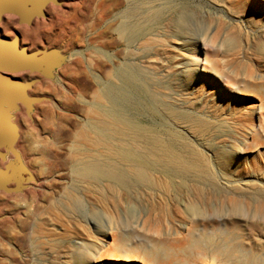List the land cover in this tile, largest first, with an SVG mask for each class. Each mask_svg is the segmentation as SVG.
I'll use <instances>...</instances> for the list:
<instances>
[{
  "label": "rangeland",
  "instance_id": "1",
  "mask_svg": "<svg viewBox=\"0 0 264 264\" xmlns=\"http://www.w3.org/2000/svg\"><path fill=\"white\" fill-rule=\"evenodd\" d=\"M258 1L81 0L66 34L58 27L48 30L50 25L23 28L56 22L49 9L60 5L53 3L46 17L28 26L4 19L2 33L7 23L14 34L6 37L19 33L31 50L58 48L69 58L55 79L32 72L15 75L40 78L30 93L50 100L36 105L31 116L23 106L15 112L21 128L17 148L36 182L20 193L0 192V264H151L142 251L128 257L116 251L106 257L125 260L96 262L101 232L111 227L120 236L134 228L131 237L139 247L165 242L173 249L164 254L171 264H207L197 258L198 243L218 247L220 238L200 233L193 244L182 224L197 232L203 225L211 230L227 223L234 224V245L244 243L243 251L252 254L250 264H264V0ZM127 22L139 30L150 28L152 34L133 42L120 31ZM195 54L202 57L199 67L190 58ZM109 92L117 109L152 131L159 140L154 144L188 163V188L180 186L182 179L174 177L177 170L169 165L173 186L154 194L143 192L139 177L128 178L140 189L133 200L120 191L112 196L85 190L76 176V146L81 130L89 132L96 123L91 110L114 107L111 97L97 99ZM190 144L203 153L209 170ZM236 204L245 216L234 214ZM192 208L206 212L200 218L206 221L194 222Z\"/></svg>",
  "mask_w": 264,
  "mask_h": 264
},
{
  "label": "bare ground",
  "instance_id": "2",
  "mask_svg": "<svg viewBox=\"0 0 264 264\" xmlns=\"http://www.w3.org/2000/svg\"><path fill=\"white\" fill-rule=\"evenodd\" d=\"M89 1H94V0H89ZM131 1H138V0H131ZM250 1H252L256 5L261 4V2L258 0H250ZM80 2L81 0H63L60 6H53L51 9H49V6L51 5L50 4L46 8V12L49 13V11L47 10L48 9L51 10L52 12L51 14H53V16H55L57 19L56 22H53L52 19H50L52 21L49 24H47L49 21L47 23L45 21H41V22L37 21L34 27H28V28L23 27V28L27 30L35 31L36 29L39 28L47 29V27L50 25L49 26L50 28H48V30L52 29L53 27H58L59 30L62 32V34H66L68 30L72 29L71 18L73 13L81 11ZM5 18L6 20L13 18L18 22V18L11 14L6 15L4 19ZM105 18H106V12H102L100 14V19L105 20ZM4 19L3 21H5ZM3 21L0 23V28L2 27ZM131 24L132 23H128V22L125 23L120 29V31L124 34L123 36L132 39V41L133 39L138 40L141 37L152 34L150 28H146L145 29L146 33L143 34L145 30H139L138 27H134ZM8 27L9 26L6 23L3 27V33L4 35L10 36L11 34H13V32L10 31L11 29H9L12 26H10L9 28ZM62 34H61V38L64 36ZM22 35L24 34L22 33ZM43 35L46 34L44 33ZM48 40L46 38V41ZM22 43L23 40L21 39V44ZM232 45H234L233 42H231L230 47ZM195 55H191L190 58L193 59L196 65L199 67L200 62L202 61L201 60L202 57L200 58V56L198 55L195 56ZM200 70L212 73L216 77L222 76L221 74H219L218 71L215 70L210 71L211 69L206 70L203 67ZM190 72L191 71L189 70L188 73L190 74ZM132 74H134L135 77H137L134 71L132 72ZM109 97L112 98V101L110 102L113 103L114 99L110 92L106 94L102 93L97 95V99H99V101L100 100L102 101V99L111 100ZM113 105L114 107L105 110L97 106L96 108L93 106L94 108L93 110H91L90 114L92 115V117L93 115L98 116V118H93V120H96V123L94 124V126L90 125L92 128L90 129L89 132L83 129L84 131L81 130L79 135L80 145L76 146V151L80 156L79 158L77 157L78 160L76 164V176L79 182L83 184L85 190L100 193L102 195L111 194L112 196H116L117 193L120 191L126 194L128 200L129 199L133 200L135 199V196L140 193V189L131 185L128 182V178L132 180H136V178L139 177L141 179L143 187H145L143 192L145 193L148 191V194L151 193L154 194L157 193L159 190H161V188L168 189L169 188L168 185L173 186V183L175 182V178L171 176L172 172L169 169V165H172L177 170L174 172L175 174L174 177L182 179L183 182L180 186L183 189L188 188L190 184H187V180L184 177L186 171L187 170L189 171L188 163L176 153H173L169 150L164 149L163 147L154 144L156 142H159V140L156 141L157 137L153 135L150 129L146 127H142L136 124L135 122H133L120 109H117L116 102H114ZM171 135L173 136V138L176 137L180 139V134L178 132H172ZM148 145H150V147H147ZM187 147H190L192 149L191 151L193 152L194 156H196L199 161L204 162L205 165L204 167L209 170L210 165L209 166L207 165L206 158L203 156V153L200 152V150L198 151L194 144H190ZM209 172L210 174H212L211 170ZM155 173L160 174L163 178L166 179V181L163 180L158 181V179H156V177L154 176ZM258 191L259 194L261 195L263 194V192L260 189ZM71 200L74 202L77 199L75 198V196H71ZM191 211H190L191 214L190 216L192 220H194V222L206 221L203 220V218L202 220H200L201 217L205 216L206 212L202 211L201 209L196 210L195 208H192ZM233 212L238 218L245 216V211L242 205L240 204H236L234 206ZM249 217H254V216H252L251 214V216ZM238 218L235 217V219ZM241 219H239V221ZM225 220H227L229 224H232L230 223L229 219H225ZM227 224H222V225L219 224L218 227H216L215 229L212 228L211 230L208 229L207 225H203L201 227L195 228L197 232H195L191 227H188L187 224H182V228L186 231L187 234L193 236L194 239L195 238L199 239L200 233L208 234V238L215 237L214 235H217L220 238L221 245L218 247H216V245H211V247L208 248L206 247V245H200L201 243H198L199 244L198 247H200V251L198 252L197 258L200 259L203 258L207 260L206 261L207 264H250L249 258L252 256V254L248 250H246L248 252L243 251L244 248L242 247V245L244 243H242L241 246L234 245V241L237 239V238L234 239L235 234L233 235L234 229L232 228H234V224H232L233 226L231 225L232 227H229ZM262 225H264V223ZM238 226L240 225H237L236 227ZM133 229L134 228H132V230ZM125 230L129 231V229H125ZM131 231L130 233L125 231L128 234L123 232L124 236H120L119 234L115 233V230L112 227L102 231L101 232V235L103 237L102 246L100 249L96 251V255L98 256L96 262L103 263L105 262V260H107V258H109L111 261L125 260L122 258L116 259L114 257H106V256H114L116 251H118L121 254V256H125V257H128L129 254H132L134 252L142 251L144 259L146 261H149L151 264H171L170 262H167L166 260L167 258L164 256V254L167 251L170 250L172 251L173 250L172 247L165 246V242H158V243L155 242L148 244V246L145 244L146 247L136 246L137 243L133 242V240L136 237L134 239L131 237L132 235H134L133 231L132 232ZM130 237L132 238V240ZM241 238L242 237L239 236L238 239ZM139 239L140 238H138V240ZM196 239L192 240L193 244H196L198 242V240L196 241ZM141 240H139V242ZM117 241H118V245L116 246L114 243ZM143 241L146 243L145 240ZM236 253L239 254V256H237ZM162 255L164 257H162ZM235 256H237L239 263L238 261L234 262L233 259ZM82 264H87V263H82Z\"/></svg>",
  "mask_w": 264,
  "mask_h": 264
},
{
  "label": "water",
  "instance_id": "3",
  "mask_svg": "<svg viewBox=\"0 0 264 264\" xmlns=\"http://www.w3.org/2000/svg\"><path fill=\"white\" fill-rule=\"evenodd\" d=\"M52 3L60 5L61 1L0 0V23L11 14L20 24L31 25L35 19L46 17V8ZM68 58L58 48L31 50L21 44L19 33L12 38L6 37L0 28V192L20 193L36 182V176L17 148L20 126L14 121L15 112L23 106L31 116L36 105L50 100V97L30 93L40 78L22 80L15 75L32 72L55 79L56 71L67 63Z\"/></svg>",
  "mask_w": 264,
  "mask_h": 264
},
{
  "label": "flooded vegetation",
  "instance_id": "4",
  "mask_svg": "<svg viewBox=\"0 0 264 264\" xmlns=\"http://www.w3.org/2000/svg\"><path fill=\"white\" fill-rule=\"evenodd\" d=\"M19 132H20V138H21V128H19Z\"/></svg>",
  "mask_w": 264,
  "mask_h": 264
}]
</instances>
